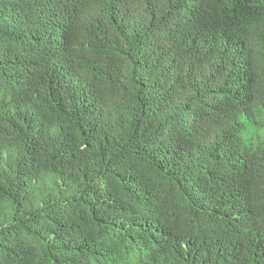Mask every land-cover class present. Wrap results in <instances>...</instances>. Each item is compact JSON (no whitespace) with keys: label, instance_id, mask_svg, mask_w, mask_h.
<instances>
[{"label":"trees","instance_id":"1","mask_svg":"<svg viewBox=\"0 0 264 264\" xmlns=\"http://www.w3.org/2000/svg\"><path fill=\"white\" fill-rule=\"evenodd\" d=\"M0 264H264V0H0Z\"/></svg>","mask_w":264,"mask_h":264}]
</instances>
